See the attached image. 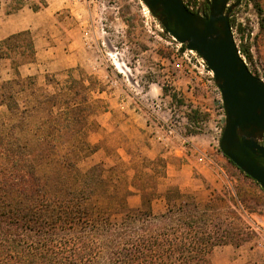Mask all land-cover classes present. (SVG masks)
<instances>
[{"label": "rangeland", "instance_id": "1", "mask_svg": "<svg viewBox=\"0 0 264 264\" xmlns=\"http://www.w3.org/2000/svg\"><path fill=\"white\" fill-rule=\"evenodd\" d=\"M28 1L29 5L38 2ZM46 1L48 6L38 12L27 5L8 14L9 1L0 0V40L11 33L32 32L36 61L21 66L20 72L23 77L36 76L44 90L54 92L56 82L70 78L85 79L94 86L90 98L101 103L88 118L83 137L88 146L76 161L85 172L94 166L95 159L88 157L102 148L105 160L95 165L103 170L107 192L94 202L119 219L125 209L139 208L142 196L151 200L158 214L169 206V191H174L172 204L189 202L204 208L232 204L231 196L240 190L254 210L247 215L258 234L241 250L216 248L212 261L254 264L244 260V255L248 247L264 251V198L220 150L226 121L223 98L213 77L202 69V58L195 51L182 49L183 44L171 37L142 0ZM254 6L252 0H242L231 17L240 53L248 48L251 55L248 59L241 53L242 57L250 71L264 80V29ZM0 64L1 79H10V61ZM193 109L199 114L190 121ZM108 110L142 118L150 127L143 142L154 149L153 153L132 145L121 154L118 145L123 135L137 139L122 129L91 144L88 135L100 133ZM11 117L1 106L0 119L10 122ZM170 128L174 131L169 136L166 132ZM152 135L158 143L149 139ZM166 137V144L160 145Z\"/></svg>", "mask_w": 264, "mask_h": 264}, {"label": "trees", "instance_id": "2", "mask_svg": "<svg viewBox=\"0 0 264 264\" xmlns=\"http://www.w3.org/2000/svg\"><path fill=\"white\" fill-rule=\"evenodd\" d=\"M8 1V14L29 5ZM252 2L264 29L263 0ZM29 6L38 12L48 3ZM230 22L233 28V15ZM241 53L251 59L248 48ZM36 55L29 30L0 40V63L9 60L12 71L8 80L0 76V107L12 116L0 119V264H211L217 247H241L257 236L247 215L254 210L240 190L225 207L172 204L169 191V206L158 214L145 196L119 219L99 208L94 201L107 192L103 170L94 165L82 172L76 161L88 146V118L101 102L90 98L94 86L85 79L56 82L50 92L36 76L23 77L20 67ZM198 114L190 110L189 120ZM228 160L264 198L259 183Z\"/></svg>", "mask_w": 264, "mask_h": 264}, {"label": "water", "instance_id": "3", "mask_svg": "<svg viewBox=\"0 0 264 264\" xmlns=\"http://www.w3.org/2000/svg\"><path fill=\"white\" fill-rule=\"evenodd\" d=\"M209 12H192L184 0H142L171 37L195 51L222 95L225 127L219 146L264 190V80L250 71L230 18L242 0H207Z\"/></svg>", "mask_w": 264, "mask_h": 264}, {"label": "crops", "instance_id": "4", "mask_svg": "<svg viewBox=\"0 0 264 264\" xmlns=\"http://www.w3.org/2000/svg\"><path fill=\"white\" fill-rule=\"evenodd\" d=\"M37 51V50H36ZM37 56V55H36ZM110 109V108H109ZM121 130V131H126V132H132L131 135H133L134 137H137V139H133V137H129L126 135V137L123 135L120 139V145H118V151L125 155L127 153V146H132V145H138L142 150H147L150 153H153V150L151 147H149L148 145L145 144L144 141V137L147 135V133L150 131V127L149 125H145L142 118H140L139 116H137L136 114H115L113 112H111V110H108L107 112H105V122L102 125V128L100 129V133H98V135H88V141L91 144H94L95 142L100 143V141L103 139V135L104 138H106V134H108L111 131L114 130ZM146 129V132H145ZM150 137V136H149ZM148 138V136H147ZM154 144L158 143L159 141L156 139V136L152 135L149 138ZM167 140V137L162 141V143H159L160 145L162 144H166L165 141ZM102 149V148H101ZM101 149L98 148L97 151H95L94 153H92V155L90 157H88V159H95L94 162H92V165H95L99 162H101L102 160H105V155L104 153H101ZM106 154V153H105ZM250 242V241H249ZM249 242H247L246 244H248ZM244 244L241 247H232L236 250H241L242 248H244V246L246 245ZM229 246V245H226ZM220 247H224V246H220ZM231 247V246H229ZM218 248V247H217ZM216 250V249H215ZM214 250V252H215ZM213 252V255H214ZM245 259L248 262H252L254 264H264V251L261 250V248L259 247H248L245 249ZM213 255H212V260H213ZM211 260V264H213V261ZM241 260V259H240ZM230 264H234V262H231Z\"/></svg>", "mask_w": 264, "mask_h": 264}, {"label": "flooded vegetation", "instance_id": "5", "mask_svg": "<svg viewBox=\"0 0 264 264\" xmlns=\"http://www.w3.org/2000/svg\"><path fill=\"white\" fill-rule=\"evenodd\" d=\"M197 1H198V3H194ZM208 4L209 3L207 0H192L191 4L189 3V5H188V3H185V6H187V8H189V10L192 12H199L200 14H203V13L205 14V13L209 12V5Z\"/></svg>", "mask_w": 264, "mask_h": 264}, {"label": "built area", "instance_id": "6", "mask_svg": "<svg viewBox=\"0 0 264 264\" xmlns=\"http://www.w3.org/2000/svg\"><path fill=\"white\" fill-rule=\"evenodd\" d=\"M190 9H191V8H190ZM201 61H202V62H201L202 69H203L204 71H207V72L213 77L212 72H210V71L207 70L208 67H207L206 63H205L202 59H201ZM213 79H214V77H213ZM173 131H174V130H173L172 128H170V130L166 132V133H167L166 135H169V136H170V135L173 133Z\"/></svg>", "mask_w": 264, "mask_h": 264}]
</instances>
